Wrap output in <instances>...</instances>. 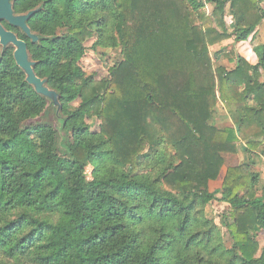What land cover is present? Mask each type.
I'll list each match as a JSON object with an SVG mask.
<instances>
[{
    "label": "trees",
    "instance_id": "trees-1",
    "mask_svg": "<svg viewBox=\"0 0 264 264\" xmlns=\"http://www.w3.org/2000/svg\"><path fill=\"white\" fill-rule=\"evenodd\" d=\"M166 1L15 0L18 13L38 8L27 21L38 41L6 27L60 108L57 127L13 47L0 48V264H264V196L251 168L264 147V43L255 63L238 57L232 70L214 67L208 50L253 39L264 0H249L261 12L252 22L242 0H206L221 30L204 2L183 0L177 17ZM92 37L94 49H121L100 79L80 66ZM217 100L232 125H215ZM241 137L246 162L225 167ZM215 200L229 205V246L205 214Z\"/></svg>",
    "mask_w": 264,
    "mask_h": 264
},
{
    "label": "rangeland",
    "instance_id": "rangeland-1",
    "mask_svg": "<svg viewBox=\"0 0 264 264\" xmlns=\"http://www.w3.org/2000/svg\"><path fill=\"white\" fill-rule=\"evenodd\" d=\"M204 2V6L201 8V12L205 15H210L212 17V27L217 30H221V26L219 25L217 18L213 15V5L206 0H200ZM171 2L176 3V9L178 13H176L177 17H184L187 13V7L183 0H168L165 2V5H169ZM244 11V18L245 21H254L261 12L256 11L255 7L249 0H242L241 6ZM263 14H264V4H259ZM173 8V7H172ZM260 11V10H259ZM231 17V18H230ZM230 18V19H229ZM223 19L225 25L227 27L228 32L233 28V16L230 13L229 6L226 5L224 8V15ZM264 19V18H263ZM264 31V20L261 23L259 29L254 32V38L247 40L242 45H238V42H235L233 37L225 39L219 43L210 45L208 50L211 56L212 63H214V67L216 65H221L227 70H232L235 68L238 61V57L244 58L247 62L255 63L256 56L253 52V46L257 43H263L264 39L261 38V33ZM94 37L86 40L85 45L87 50L83 57L80 60V66L83 69L86 76L93 75L95 79L104 78L107 76L108 68L114 65L116 62L121 60V53L120 47L116 48H101L96 47L95 49L91 47L92 43L94 42ZM245 46L250 53L243 52L241 47ZM78 100L74 102V105L78 104ZM73 105V106H74ZM53 108V107H52ZM49 107L47 119L50 120L55 126L58 125L56 114L53 112V109ZM214 123L218 127L230 126L232 125V121L225 109L224 105L221 101L217 100L214 106ZM87 122L91 125V129L97 130L99 120L95 117L87 119ZM58 127V126H57ZM250 132H246L249 134ZM245 134V135H246ZM245 145L243 138L241 137L240 140L236 143V152L235 154L224 155V166H233L239 165L243 162H246L247 155L242 149ZM257 153L259 154V159L256 158V164H254L251 168L253 171L258 172L259 180L258 184H256V191L257 194L264 196V147H259ZM90 171V168H87ZM223 172L219 175V177L210 183L211 189H217L220 187L221 179H222ZM229 205L225 202L221 201H212L208 204L205 208V214L207 217L212 218L215 223L219 226L225 244L229 246L231 244V239L228 236L225 227L222 224L223 221V214L228 210ZM256 231V240L259 243V247L262 248L264 246V231L255 228Z\"/></svg>",
    "mask_w": 264,
    "mask_h": 264
},
{
    "label": "water",
    "instance_id": "water-1",
    "mask_svg": "<svg viewBox=\"0 0 264 264\" xmlns=\"http://www.w3.org/2000/svg\"><path fill=\"white\" fill-rule=\"evenodd\" d=\"M36 11L38 8L16 14L12 7V0H0V21L4 20L9 25L19 28L32 43L38 41V36L31 31L27 21ZM8 46L13 47L14 61L26 75V81L33 86L37 93L48 99V110L49 107H53V112L58 114L60 108L58 93L46 85V79H41L35 74L33 70L35 62L30 59L27 43L18 38L14 32L5 29L0 22V48L3 50ZM55 107L57 108L56 111H54Z\"/></svg>",
    "mask_w": 264,
    "mask_h": 264
},
{
    "label": "crops",
    "instance_id": "crops-1",
    "mask_svg": "<svg viewBox=\"0 0 264 264\" xmlns=\"http://www.w3.org/2000/svg\"><path fill=\"white\" fill-rule=\"evenodd\" d=\"M261 4H264V1L263 2H261ZM168 6H170V7H173V9L175 10L176 9V3L175 2H171ZM175 12L176 13H178V11L177 10H175ZM179 14V13H178ZM231 18V17H230ZM229 18V19H230ZM264 19H262V21H263ZM262 21H261V23H262ZM261 23L255 28V30L254 31H256L257 29H259L260 28V26H261ZM254 33V32H253ZM251 37H252V35L248 38V40H250L251 39ZM261 38H263L264 39V31L261 33ZM247 41V40H246ZM246 41H241V42H238V45L240 46V45H242L244 42H246ZM264 43V42H263ZM241 50L243 51V52H247V53H250V51L249 50H247L246 48H245V46H242L241 47Z\"/></svg>",
    "mask_w": 264,
    "mask_h": 264
},
{
    "label": "flooded vegetation",
    "instance_id": "flooded-vegetation-1",
    "mask_svg": "<svg viewBox=\"0 0 264 264\" xmlns=\"http://www.w3.org/2000/svg\"><path fill=\"white\" fill-rule=\"evenodd\" d=\"M14 2H15V0H12V7H13V10H14V12L16 13V14H20V13H18V12H16L15 11V9H14ZM1 22V24L3 25V27L5 28V29H7V30H10V31H12V32H14L15 34H16V32L15 31H13V30H11V29H8L7 27H6V25H9L6 21H4V20H1L0 21ZM11 26V25H10ZM14 27V26H13ZM15 28H17V27H15ZM21 31V30H20ZM22 31H21V35H22ZM17 35V34H16ZM23 36L24 37H27L24 33H23ZM20 39H22V38H20ZM23 40V39H22ZM25 41V40H24ZM26 42V41H25Z\"/></svg>",
    "mask_w": 264,
    "mask_h": 264
}]
</instances>
